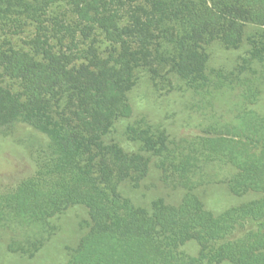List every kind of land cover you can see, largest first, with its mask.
<instances>
[{"label":"trees","instance_id":"1","mask_svg":"<svg viewBox=\"0 0 264 264\" xmlns=\"http://www.w3.org/2000/svg\"><path fill=\"white\" fill-rule=\"evenodd\" d=\"M256 32L246 37V29ZM17 48L10 37L25 33ZM250 49L231 71H209L207 47ZM192 92L198 132L179 140L141 119L126 127L128 152L108 140L131 119L138 72ZM0 132L24 123L48 142L34 171L0 191L8 252L34 258L56 234L51 220L74 206L87 229L67 264H264V0H0ZM158 159L179 205L150 209L120 192L139 188ZM231 167V193L259 198L219 214L195 191L213 166ZM195 242L196 256L182 248Z\"/></svg>","mask_w":264,"mask_h":264},{"label":"rangeland","instance_id":"2","mask_svg":"<svg viewBox=\"0 0 264 264\" xmlns=\"http://www.w3.org/2000/svg\"><path fill=\"white\" fill-rule=\"evenodd\" d=\"M10 37L13 44L20 48L30 31ZM256 27L246 29V37L256 32ZM250 49L245 41L239 50H227L221 42H215L207 47L210 56L208 69L233 70L240 58ZM136 87L129 94L133 108L131 119L119 121L113 129L110 140L118 142L128 152L137 151V147L128 143L125 135L126 127L141 119L164 127L171 138L179 140L182 137L195 135L201 122L200 116L192 109L194 98L192 92L186 89L184 83L177 77L173 78L175 89L167 90L156 87L150 74L144 70L138 72ZM0 85L18 90V85L9 79H0ZM264 114V97L261 104L254 107ZM48 142L47 138L31 126L19 123L13 128L0 132V191L7 186L16 184L34 171L38 150ZM158 159L153 158L148 176L139 188L125 182L120 186L121 194L129 198L136 206L150 209L155 201L163 199L168 205H179L186 191L182 188L167 187L161 178ZM235 171L231 167L216 165L207 172V183L199 187L195 193L203 201L206 208L216 214L243 203L259 198L257 194L249 193L243 197L233 195L228 181ZM88 210L83 206H74L51 220L56 226V234L46 243L44 248L34 257L28 258L8 252L7 246L13 235L10 227L0 229V264H67L69 249L75 248L87 229L83 226L89 221ZM187 255L196 256L199 246L195 242L182 248ZM227 264V263H223Z\"/></svg>","mask_w":264,"mask_h":264}]
</instances>
